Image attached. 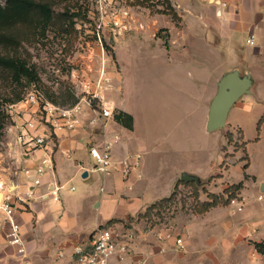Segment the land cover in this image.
<instances>
[{
    "label": "crops",
    "instance_id": "1",
    "mask_svg": "<svg viewBox=\"0 0 264 264\" xmlns=\"http://www.w3.org/2000/svg\"><path fill=\"white\" fill-rule=\"evenodd\" d=\"M174 7L182 22L176 34L170 26L171 36L176 35V39L171 37L170 45L183 42V47L177 51L189 49L194 54L191 62L197 61L200 70L207 64L215 71L208 82L212 91L206 94L204 102V127L206 131H216L207 128L208 111L218 83L226 74L236 72L240 77L248 76L251 81L250 91L233 106L251 107L258 101L259 92L264 94V0H186V20L176 0ZM252 35L253 44L248 41ZM227 57H231L229 61L224 59ZM122 89L110 94L111 100L106 106L117 110L108 118L101 116V110L80 104L79 121L73 128L55 127L48 122L36 129V134L46 133L56 144L53 167L43 176L35 191L36 198L30 201L28 208H19L15 213L25 241V255H19L17 246L3 237L0 239V264H76L74 247L88 243L100 226L113 229L120 240L129 245L127 253L114 256L111 264H129L132 260L145 261L143 264H264V179L250 173L252 157L248 155L242 128L245 158L227 157V153H232L230 149L226 151L231 143L226 133L232 131L228 120L221 134L225 142L219 141L211 148L216 153V161L198 169L186 165V172L205 179L195 181L202 201L208 199L209 192L222 193L229 185L243 182L239 193L242 209L230 203L213 207L203 214L192 211L186 213L181 225L177 217L170 222L169 226L179 224L173 231L161 223L152 225L138 218L161 199L156 197L154 186L162 181L154 176L156 173L149 163H141L149 150L135 136L134 117L132 128L114 118L120 111L130 114L121 107ZM16 121L11 156L0 161V182L19 193L26 190L29 180L24 173L15 174V171L34 168L45 151L41 147L28 148L17 140L24 120L17 116ZM262 124L264 133V121ZM255 141L260 142L259 135ZM93 145L110 147L114 160L110 174L94 170L95 160L89 152ZM211 149L208 145L199 146V152L207 153ZM136 154L141 155L138 166L129 180L124 181L117 162L127 157L134 162ZM228 160L234 165L245 161L238 165L244 173L240 181L224 180V167L226 173L230 172ZM85 172L86 177L83 176ZM168 180L174 185L173 192L179 180L176 169ZM59 186L62 187L56 190ZM187 186L193 190V186ZM201 192L206 193V197L201 196ZM178 238L182 239L183 248L178 246Z\"/></svg>",
    "mask_w": 264,
    "mask_h": 264
},
{
    "label": "rangeland",
    "instance_id": "2",
    "mask_svg": "<svg viewBox=\"0 0 264 264\" xmlns=\"http://www.w3.org/2000/svg\"><path fill=\"white\" fill-rule=\"evenodd\" d=\"M44 1L49 2L52 10L46 27L17 26L14 32L21 44L14 47L0 44V53L20 56L38 76L17 82L8 71L0 69V102L5 121L0 135V161L11 156L17 122V116L7 111V105L24 98L32 86L57 105L80 103L98 110L109 106L110 94L122 87L121 107L134 117L135 136L149 150L141 163H149L154 176L162 181L154 186L157 198L172 193L174 185L168 177L175 169L181 179L189 165L198 169L216 161L211 148L219 141L225 142L221 134L228 123L216 131H206L204 127V102L206 94L212 91L208 82L215 71L207 64L205 70H200L197 61L191 62L194 54L189 49L177 51L183 42L170 45L182 22L174 0H169V4L167 0ZM176 2L186 20V0ZM0 3L5 6L7 0ZM174 10L179 17L173 15ZM97 91L99 96L94 97ZM259 93L258 101L251 107L233 106L229 112L227 120L232 124L233 140L226 146V151L230 149L232 153L226 155L243 160L247 141L248 155L252 157L250 173L264 179L263 124L258 129L264 113V94ZM258 135L260 142L255 141ZM207 145L211 151L199 152V146ZM229 161V174L225 167L222 171L224 180L238 182L244 178L238 165L245 161L238 165ZM194 176L205 181L203 176ZM177 190V205L164 221L158 222L172 231L186 219V213L192 212L190 205L194 200L191 187L179 184ZM206 195L201 192V196ZM172 214L174 217L169 218ZM176 217L179 224L169 226Z\"/></svg>",
    "mask_w": 264,
    "mask_h": 264
},
{
    "label": "built area",
    "instance_id": "3",
    "mask_svg": "<svg viewBox=\"0 0 264 264\" xmlns=\"http://www.w3.org/2000/svg\"><path fill=\"white\" fill-rule=\"evenodd\" d=\"M254 39V35H252L248 41L253 44ZM98 86L100 87L101 83ZM97 96H99L98 91L94 93V97ZM80 109V103L72 106L57 105L49 101L45 94L34 86L27 90L24 98L7 105V111L11 115L21 116L24 120L18 132L17 140L28 148L41 147L45 151L41 161L34 168L24 167L15 171V174L24 173L29 180L26 190L15 193L8 188L7 184L0 182V192L2 193L0 197V239L4 237L9 244L17 246L18 254L21 256L25 255L26 246L21 225L16 219L15 213L19 208L27 209L30 201L36 198V188L41 185L47 170L53 167L54 147L56 145L48 134H36L35 131L48 122L55 127L73 128L79 121ZM101 116L106 118L112 116L110 107L102 106ZM89 152L95 160L94 170L103 174L112 172L114 160L108 145H93ZM140 157V154H136L134 162L129 157L117 162L118 170L124 181L129 180L133 169L138 166ZM61 187H57L56 190ZM128 188L131 189L132 185L129 184ZM231 204H236L238 210L243 207L242 202L237 198L232 199ZM177 244L180 248L184 247L181 238L177 239ZM262 246V256L264 257V240ZM128 247V242L120 240V236L113 229L100 226L95 230L88 243L77 244L74 247V258L76 264H111L112 258L127 253ZM144 262L132 260L129 264H143Z\"/></svg>",
    "mask_w": 264,
    "mask_h": 264
},
{
    "label": "trees",
    "instance_id": "4",
    "mask_svg": "<svg viewBox=\"0 0 264 264\" xmlns=\"http://www.w3.org/2000/svg\"><path fill=\"white\" fill-rule=\"evenodd\" d=\"M169 4V0H167ZM51 5L49 2L44 0H7V4L3 6L0 3V44L6 47L18 46L21 44L19 37L15 34L14 29L17 26H34L36 28H44L48 25L51 20ZM173 15L179 17L177 12L174 10ZM0 69L8 71L11 74L13 80L19 82L22 78L26 77L31 80L37 79V72L34 68H31L27 62L17 55L2 54L0 53ZM18 98L17 100H19ZM2 104L0 102V135L2 129L5 127V121L3 117ZM114 118L116 121L121 122L132 128V115L120 111L115 113ZM264 121V114L260 117L258 122V129ZM242 132V130H239ZM243 137V134L241 133ZM226 137L229 142L233 139V133L228 131ZM244 167H247L245 164ZM247 176V175H246ZM196 180L183 181L178 180L177 186L179 184L191 185L193 186L192 195H194V200L190 205V210L203 214L209 211L211 208L218 205H228L231 203L232 199H240V190L243 188V182L235 183L229 185L225 188L222 193H208V199L202 201L200 199V193L197 188ZM177 186L170 196L161 198L151 204L143 213L138 215L139 219H144L148 223L154 225L159 221H164L166 215L170 214L172 207L177 205L178 190ZM174 217L170 215L169 218ZM260 247L259 245H257Z\"/></svg>",
    "mask_w": 264,
    "mask_h": 264
},
{
    "label": "water",
    "instance_id": "5",
    "mask_svg": "<svg viewBox=\"0 0 264 264\" xmlns=\"http://www.w3.org/2000/svg\"><path fill=\"white\" fill-rule=\"evenodd\" d=\"M251 81L248 76L240 77L238 73L226 74L218 83V89L214 95L208 111L207 128L214 130L224 127L230 108L244 94L250 91ZM84 177L87 176L85 172ZM183 181L198 180L197 177L183 173ZM2 193L0 192V197Z\"/></svg>",
    "mask_w": 264,
    "mask_h": 264
}]
</instances>
